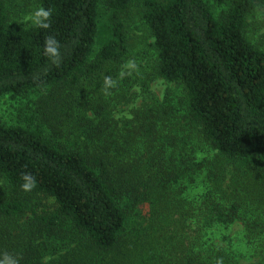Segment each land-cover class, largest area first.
I'll list each match as a JSON object with an SVG mask.
<instances>
[{"label":"trees","instance_id":"16d2710c","mask_svg":"<svg viewBox=\"0 0 264 264\" xmlns=\"http://www.w3.org/2000/svg\"><path fill=\"white\" fill-rule=\"evenodd\" d=\"M37 2L53 11L46 31L11 25L0 0V98L50 87L39 106L57 134L73 106L98 120L83 119L82 108L64 140L39 124L0 120V177L11 187L0 195V259L8 252L27 264L41 237L65 220L85 246L109 251L141 202L146 230L158 233L145 251L148 264H264V46L248 21L264 0H215L225 7L218 16L207 0H104L112 36L97 46L99 0ZM133 2L144 7L155 75L180 85L184 100L170 89L156 102L143 93L118 125L103 111L111 96L101 87L95 96L73 90L120 70ZM49 34L61 45L59 67L43 54ZM25 172L35 176L41 202L20 194Z\"/></svg>","mask_w":264,"mask_h":264},{"label":"rangeland","instance_id":"374dc122","mask_svg":"<svg viewBox=\"0 0 264 264\" xmlns=\"http://www.w3.org/2000/svg\"><path fill=\"white\" fill-rule=\"evenodd\" d=\"M4 1L8 20L11 25H31L30 22H24V17L40 7L37 0ZM207 1L210 2L216 16L225 8L223 5H218L215 0ZM98 4L96 46L101 45L112 36L109 21L111 10L105 5L104 0H99ZM143 12V5L133 2L129 5L124 17L126 34L129 41L128 52L122 59L120 70L117 72L118 76L122 70L125 72L130 71L131 75H125L123 79H120L118 87L115 89H118L120 93H125L127 99L119 98L122 94H118L112 89L111 92H114L119 97L112 94L107 101L109 106H103V111L106 114H110L118 125H122L125 119H129V115L132 118V110L140 105L143 93L152 97L151 99L156 102L161 101L165 91L170 89L172 93L179 95V99H181L182 102L184 100L180 85L176 83H167L155 75L154 65L156 56L151 47L152 37L150 36V31L142 17ZM248 21L250 30H254V34L251 33L252 39L263 47L264 5L256 7L249 15ZM129 60L135 61V70L123 67ZM117 72H115V74H117ZM115 74H99L94 77L91 86L80 84L73 90V94L78 97L82 95L88 96V94L95 96V86L101 87L100 85L103 84V78L105 76H111L113 79H117L118 76H114ZM128 77H130V79H126ZM131 82L133 85L129 88L128 85ZM84 88H86V90H83ZM129 90L130 92L128 95L127 92ZM51 91L52 89L50 87H43L22 94H4L0 98V120L6 125L20 124L24 126H35L39 124L42 126L44 132L50 135L52 139L57 137L60 140H64L62 138L65 137V133L68 130L70 131L77 126L78 116L76 113L81 111L82 108L83 119L98 120V117L94 113L92 114L88 109L84 110V107L75 108V106H73L72 110H68L61 115L59 134L53 133L45 123V120L43 121L42 110L39 106L41 97L49 94ZM133 92H137V94H135L137 95L136 97L132 96ZM117 114L120 116V119L115 118ZM28 118H30L31 121L28 120ZM79 129L82 128L78 127V130ZM226 176L229 177L228 172ZM10 189L11 187L0 177V195H9ZM20 190V194L32 202H41L43 199L40 194L34 191L25 192L22 189ZM128 203L130 204L131 200H129ZM139 210L145 213L147 211V206L141 202H134L131 206L132 218L121 234V239L117 246L109 251H102L85 246V241L78 235L79 233H76L77 231L70 221L65 220L61 225L60 231H56L54 234H44L41 237V244L34 247L36 252L33 256L29 257L30 262L27 264H35V261H40V264H43V258L45 257L51 258L48 264H116L117 262H125V264H148L150 261L147 256L145 259V251L148 247H153V245L156 244L153 240H155V234L158 233H156L155 228L146 230L145 227H151V224L148 220L145 221L139 217ZM27 216L28 215H26V217Z\"/></svg>","mask_w":264,"mask_h":264},{"label":"clouds","instance_id":"9594fccd","mask_svg":"<svg viewBox=\"0 0 264 264\" xmlns=\"http://www.w3.org/2000/svg\"><path fill=\"white\" fill-rule=\"evenodd\" d=\"M52 15L53 11L51 8H44L39 7L35 9L33 12L29 13L24 17V22L28 23L30 22L33 26L48 30L51 28L52 25ZM60 42L56 39L54 35H47L44 40V47H43V54L51 61L53 65L56 67L60 66V63L62 62V57L60 54ZM127 69H136L135 61L129 60L125 63L123 66ZM125 75H131V72H125L121 71L119 73V76L117 79H113L111 76H105L103 78V84L101 85V91L105 96H111L112 89H115L118 87V82L120 79H123ZM116 119H120V116L117 114L115 116ZM131 119V116L128 117ZM22 180L24 181L21 184V189L25 192H31L33 191L37 186V181L35 176H33L31 173H23L22 174ZM3 258L0 259V264H20V258L17 256H14L8 252H4ZM50 257L43 258V264H48V261L50 260ZM216 264H223L222 258H217Z\"/></svg>","mask_w":264,"mask_h":264}]
</instances>
